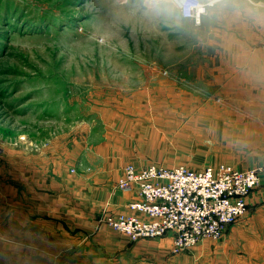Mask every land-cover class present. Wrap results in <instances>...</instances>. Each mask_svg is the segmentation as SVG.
<instances>
[{
    "label": "crops",
    "instance_id": "1",
    "mask_svg": "<svg viewBox=\"0 0 264 264\" xmlns=\"http://www.w3.org/2000/svg\"><path fill=\"white\" fill-rule=\"evenodd\" d=\"M199 1L211 3L199 26L173 17L178 56L151 90L156 107L103 110L100 142L84 133L25 157L0 184V264H264V0ZM162 132H182L179 147H217L236 170L263 168L245 216L179 254L170 235L131 243L100 223L107 213L146 219L127 209L136 188L114 187L126 165L161 160Z\"/></svg>",
    "mask_w": 264,
    "mask_h": 264
},
{
    "label": "rangeland",
    "instance_id": "2",
    "mask_svg": "<svg viewBox=\"0 0 264 264\" xmlns=\"http://www.w3.org/2000/svg\"><path fill=\"white\" fill-rule=\"evenodd\" d=\"M177 14L169 0H0V184L25 157L84 133L100 142L103 110L156 107L151 90L178 56L167 43ZM166 135L164 156L146 165H227L209 143L195 150L177 145L182 132Z\"/></svg>",
    "mask_w": 264,
    "mask_h": 264
},
{
    "label": "built area",
    "instance_id": "3",
    "mask_svg": "<svg viewBox=\"0 0 264 264\" xmlns=\"http://www.w3.org/2000/svg\"><path fill=\"white\" fill-rule=\"evenodd\" d=\"M169 1L180 19L194 26L201 24L211 5L199 0ZM262 169L240 171L220 164L192 170L182 165L166 168L128 164L114 188L121 192L136 188V197L127 209L146 219L107 213L100 223L124 235L131 243L170 235L172 253L179 254L205 239H220L245 216L247 197L259 185Z\"/></svg>",
    "mask_w": 264,
    "mask_h": 264
},
{
    "label": "clouds",
    "instance_id": "4",
    "mask_svg": "<svg viewBox=\"0 0 264 264\" xmlns=\"http://www.w3.org/2000/svg\"><path fill=\"white\" fill-rule=\"evenodd\" d=\"M152 2L157 4H162V3H166L167 0H152Z\"/></svg>",
    "mask_w": 264,
    "mask_h": 264
}]
</instances>
